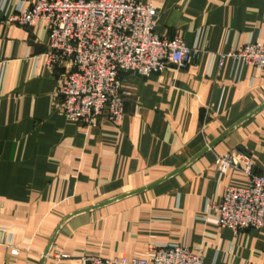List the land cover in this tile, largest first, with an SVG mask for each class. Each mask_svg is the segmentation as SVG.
Here are the masks:
<instances>
[{
	"label": "crops",
	"instance_id": "1",
	"mask_svg": "<svg viewBox=\"0 0 264 264\" xmlns=\"http://www.w3.org/2000/svg\"><path fill=\"white\" fill-rule=\"evenodd\" d=\"M37 0H0V264H80L181 245L205 264H264V228H221L212 206L248 179L216 159L247 153L264 175V75L228 55L264 40V0H131L155 33L200 50L186 70L123 76L125 116L90 127L58 109L65 70L48 30L8 20ZM17 250L15 255L12 251Z\"/></svg>",
	"mask_w": 264,
	"mask_h": 264
},
{
	"label": "built area",
	"instance_id": "2",
	"mask_svg": "<svg viewBox=\"0 0 264 264\" xmlns=\"http://www.w3.org/2000/svg\"><path fill=\"white\" fill-rule=\"evenodd\" d=\"M24 28L39 21L48 30L45 53L49 68L65 70L58 89L59 111L83 127L94 126L105 116L119 126L125 116L123 76L161 74L173 67L186 70L200 50L189 46L185 36L171 39L155 33L156 9L131 0H37L8 20ZM225 57L252 66L264 75V40L247 43ZM219 175L231 170L248 179L246 186L226 188L220 203L212 206L221 228L239 233L264 228V175L255 171L247 153H227L215 162ZM17 255L18 251H12ZM69 255L56 252V264ZM80 264H205L201 253L181 245H152L143 257L104 258L84 256Z\"/></svg>",
	"mask_w": 264,
	"mask_h": 264
}]
</instances>
